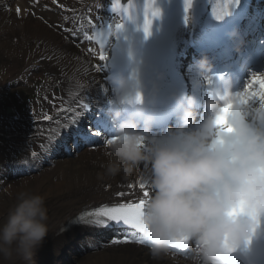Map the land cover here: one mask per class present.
<instances>
[{"label": "clouds", "instance_id": "clouds-1", "mask_svg": "<svg viewBox=\"0 0 264 264\" xmlns=\"http://www.w3.org/2000/svg\"><path fill=\"white\" fill-rule=\"evenodd\" d=\"M153 7L150 23L145 15L130 17L119 32L116 52L125 65L109 81L103 116L116 139L103 176L140 165L149 170L151 196L140 219L152 259L187 248L191 264H264V74H253L258 79L235 92L221 76V86L202 102L195 91L170 87L166 74L150 72L139 54L161 16L157 0ZM192 70L194 89L212 84L207 57ZM162 109L174 125L154 131ZM49 233L43 197L21 193L0 223V264H33Z\"/></svg>", "mask_w": 264, "mask_h": 264}, {"label": "bare ground", "instance_id": "bare-ground-1", "mask_svg": "<svg viewBox=\"0 0 264 264\" xmlns=\"http://www.w3.org/2000/svg\"><path fill=\"white\" fill-rule=\"evenodd\" d=\"M55 2L68 3L69 0H55ZM17 8L20 10L19 14H17ZM64 15L71 18L69 13ZM61 25L62 20L46 18L28 4L27 0H0V52L4 53V58L10 65L13 64L15 58H19V48L13 49L11 39L10 42L8 41V33L11 34L12 38L13 33L17 32L20 38L27 37V40L32 42L31 50L32 53H37L36 57L45 53L53 60V63L55 62V65L60 67L56 68L54 72L80 74L72 70L74 66H80L86 70L85 73L78 76L79 81L83 82V77L85 79L91 78L96 93L101 94L103 92V79L97 68L96 57L90 55L89 48L85 43H81L78 38L76 40L69 33H63ZM22 48L21 45L20 49L22 50ZM107 149L108 146L104 142L99 145L85 146L75 151L71 150L72 155L64 156L62 154L63 156L53 161L51 167H44L38 174L33 172L19 179L0 181V190L2 191L0 198L2 199L3 193L13 195L27 187L33 189L41 187V185L45 187L46 179L54 172L59 171L57 179L49 181L47 185L51 191L62 190L65 194L70 191L74 195L73 203L57 204L52 213L53 216L57 217L56 223L59 222V219L65 220L85 204L78 203L81 199L86 196L92 198L98 196L97 190H99L102 182L110 180V183H114L116 179L127 174L133 175L143 168V165H140L130 173L121 172L115 177L103 176L104 167L110 157ZM47 194L51 195L49 192ZM52 202L53 200L49 201V203ZM45 205L48 207L49 204L45 203ZM49 216L51 215L48 212V218ZM142 247L127 243H110L102 248L99 247L74 255L70 264H191L187 258L174 253L162 260H154L149 255V251L142 249Z\"/></svg>", "mask_w": 264, "mask_h": 264}, {"label": "snow or ice", "instance_id": "snow-or-ice-1", "mask_svg": "<svg viewBox=\"0 0 264 264\" xmlns=\"http://www.w3.org/2000/svg\"><path fill=\"white\" fill-rule=\"evenodd\" d=\"M55 2V0H54ZM239 0H235V4H238ZM192 0H186V7L185 11L187 12L188 9L191 7ZM20 10L17 8V14H19ZM152 16L157 15L156 11H153L151 13ZM228 13H223V14H218L215 16L217 20H222ZM146 20L145 24L147 25L150 23V19L148 15L146 14ZM188 17H185V21L187 22ZM123 28V25L117 24L116 29L117 32H120L121 29ZM109 59L108 55L104 52L101 51L99 53V60L101 61H107ZM258 79L257 76L252 77V82H255ZM46 119H51V117H46ZM101 130H97L95 135H100ZM92 133H87V134H81L82 139H88V137L92 136ZM115 137L107 138L105 140L106 146H109ZM129 187H134L133 185H129ZM141 189H145L146 186L142 183L139 185ZM118 196H124L125 193H117ZM144 196L145 198L148 197V191H144ZM147 199H141L138 203H119L118 205L115 206H103L99 210L95 211L92 213V215L96 217H103L104 219H96L93 223L94 226L98 227H107L109 225V222H116L117 224L122 223L125 226H130L132 229H135L138 233L141 234L142 232V222L140 219L141 216V209L143 208L144 204L146 203ZM144 243L142 236L140 237H135L134 239H124V240H117L114 241V243Z\"/></svg>", "mask_w": 264, "mask_h": 264}, {"label": "rangeland", "instance_id": "rangeland-1", "mask_svg": "<svg viewBox=\"0 0 264 264\" xmlns=\"http://www.w3.org/2000/svg\"><path fill=\"white\" fill-rule=\"evenodd\" d=\"M7 68L6 67H0V76L1 75H8L6 74ZM2 110V106L0 105V111Z\"/></svg>", "mask_w": 264, "mask_h": 264}]
</instances>
